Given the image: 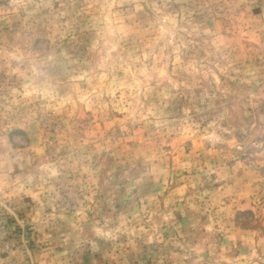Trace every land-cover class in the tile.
<instances>
[{
    "label": "rangeland",
    "instance_id": "rangeland-1",
    "mask_svg": "<svg viewBox=\"0 0 264 264\" xmlns=\"http://www.w3.org/2000/svg\"><path fill=\"white\" fill-rule=\"evenodd\" d=\"M0 264H264V0H0Z\"/></svg>",
    "mask_w": 264,
    "mask_h": 264
}]
</instances>
